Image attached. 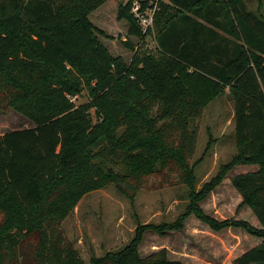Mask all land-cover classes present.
I'll return each instance as SVG.
<instances>
[{"label": "trees", "instance_id": "trees-1", "mask_svg": "<svg viewBox=\"0 0 264 264\" xmlns=\"http://www.w3.org/2000/svg\"><path fill=\"white\" fill-rule=\"evenodd\" d=\"M107 1L0 0V110L32 123L0 136V264H86L60 228L65 217L90 192L113 185L131 198L161 171L177 172L188 188L185 212L169 225H136L122 250L88 264H179L165 249L140 257L138 247L146 232H179L191 215L212 232L261 239L232 264H264V20L244 0H163L143 33L130 13L134 0H116L126 62L89 20ZM146 36L154 54L132 42ZM226 90L236 151L195 192L188 160L197 122ZM251 165L258 170L230 184L260 227L206 215L198 203L233 168Z\"/></svg>", "mask_w": 264, "mask_h": 264}, {"label": "rangeland", "instance_id": "rangeland-1", "mask_svg": "<svg viewBox=\"0 0 264 264\" xmlns=\"http://www.w3.org/2000/svg\"><path fill=\"white\" fill-rule=\"evenodd\" d=\"M121 1L109 0L89 15L90 22L101 29L106 39L102 44L114 57L128 61L131 52L121 44L126 39V23L118 22L116 14ZM248 12L264 20V0H244ZM139 54L155 53L152 36L141 41L132 39ZM86 102V95L77 98L76 105ZM93 115V114H92ZM233 104L227 95L211 100L197 122L195 150L188 160L194 165L195 192L217 174L235 153ZM32 127V123L11 109L0 110V136L4 133ZM253 166V165H251ZM233 168L198 206L216 220L236 219L260 225L247 206L239 208L241 198L230 184V178L251 168ZM116 171L121 170L119 165ZM133 197L121 195L113 185L86 194L60 224L66 238L79 257L88 264L91 256L122 250L133 238L136 225H169L176 221L189 204V190L181 184L178 173L157 172L138 184ZM129 192V191H128ZM129 194H131L129 192ZM224 231V232H222ZM211 232L194 216H189L183 230L167 231L164 237L148 231L138 247L140 257L165 249L170 261L179 264H232L244 252L259 245L260 239L239 229Z\"/></svg>", "mask_w": 264, "mask_h": 264}, {"label": "built area", "instance_id": "built-area-1", "mask_svg": "<svg viewBox=\"0 0 264 264\" xmlns=\"http://www.w3.org/2000/svg\"><path fill=\"white\" fill-rule=\"evenodd\" d=\"M163 0H134L130 6V13L143 33L152 30L155 14L159 3Z\"/></svg>", "mask_w": 264, "mask_h": 264}, {"label": "crops", "instance_id": "crops-1", "mask_svg": "<svg viewBox=\"0 0 264 264\" xmlns=\"http://www.w3.org/2000/svg\"><path fill=\"white\" fill-rule=\"evenodd\" d=\"M233 116V115H232ZM237 167H242V168H250V167H247V166H237ZM254 167H256L255 165H253V166H251V168H254ZM257 168V167H256ZM258 169H252V170H250L249 172H255V171H257ZM246 173H248V172H246ZM240 174H242V173H240ZM209 229V228H208ZM225 230H228V229H225ZM211 231V230H210ZM212 232V231H211ZM221 232V231H220ZM222 232H224V231H222ZM213 233H215V232H213ZM218 233V232H217ZM260 242H262V240L260 239ZM258 246V245H257ZM168 259H169V257H168ZM236 259V258H235ZM170 260V259H169ZM171 262H173V261H171Z\"/></svg>", "mask_w": 264, "mask_h": 264}]
</instances>
